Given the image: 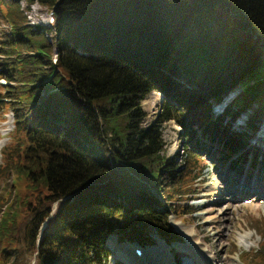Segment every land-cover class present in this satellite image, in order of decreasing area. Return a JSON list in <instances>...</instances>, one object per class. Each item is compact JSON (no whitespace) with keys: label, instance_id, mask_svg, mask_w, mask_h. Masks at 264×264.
Masks as SVG:
<instances>
[{"label":"trees","instance_id":"16d2710c","mask_svg":"<svg viewBox=\"0 0 264 264\" xmlns=\"http://www.w3.org/2000/svg\"><path fill=\"white\" fill-rule=\"evenodd\" d=\"M20 1L0 0L10 23L0 77L25 136L22 159L2 168L0 264L24 262L22 212L35 264H110V234L142 246L152 235L176 240L172 201L203 166L193 146L183 165L165 154L163 121L182 126L189 142L210 135L221 160L238 152L264 163V146L249 142L264 119V0H23L50 10L46 28L28 26ZM152 91L164 100L143 125L141 101ZM243 255L264 264L263 245Z\"/></svg>","mask_w":264,"mask_h":264},{"label":"rangeland","instance_id":"374dc122","mask_svg":"<svg viewBox=\"0 0 264 264\" xmlns=\"http://www.w3.org/2000/svg\"><path fill=\"white\" fill-rule=\"evenodd\" d=\"M19 9L25 16L28 26L42 25L46 28L52 24L50 10L37 2L27 5L22 0L19 2ZM5 10L7 8L0 5V46L6 45L5 41L1 40L6 38L10 32V23L2 15V11ZM227 21L230 26L234 25L228 18ZM47 37L50 38V35L48 34ZM53 55L56 53L53 52L52 57ZM2 60L0 49V64ZM52 61L55 62L53 58ZM55 70H58L57 66ZM259 72L264 75V66ZM11 82L14 84V81ZM7 83L5 78L0 77V184L5 178L2 168L12 167L13 162L18 164L22 159L20 151L25 143L24 131L14 127L11 111L13 104L7 100V93H5V89L8 88ZM240 93L241 87L238 86L227 95L225 100ZM141 108L146 113L142 124L145 125L154 121L159 111V92L152 91L146 94L141 101ZM212 108L214 115H217L221 112L222 106L215 104ZM244 117L245 114L234 121L233 127L235 129H240L244 123ZM263 124L264 119H262L259 127ZM259 127L249 138V142L264 146V131L259 130ZM161 130L166 155L175 158L178 165H183L186 148L193 146L201 156L199 165L203 166L200 175L191 182L187 179L180 182V189L185 188L187 195L176 196L172 201L173 208L168 221L178 237L176 240L167 243L162 238L152 235L150 236V243L142 246L126 240L121 241L116 238V235L110 234L105 241L108 250V262L110 264H127L117 256V249L114 244L116 242L122 244L120 252L129 258L134 254L132 248L139 246L141 251L146 254L145 257H141L143 260L139 264H159L154 259V256H158V249L159 251L162 249L165 256V259L164 257L160 258L161 263L189 264L196 262L193 257L194 250L197 252L195 245L204 249L205 253L211 256L213 263L218 260V263L224 264V261L229 260V264H245L243 261L244 252H254L260 245L264 246V191L261 194L256 193V190L264 188V163L252 162L250 157L241 159L238 152H234L227 159L221 160L219 158L223 155L221 143L216 140H209L210 135L206 137L199 131L196 139H192L190 142L186 141L185 136H182V126L172 119L163 121ZM258 135L259 137H257ZM238 165H242L240 171H238V167H232ZM188 170L191 174L198 172L196 167ZM14 174L12 170L9 175V182H11ZM252 177L256 178L258 188L234 198L233 191L230 189L233 188L236 192L237 185H247ZM18 188L20 193L25 190L23 183H19ZM8 193L9 189L3 190L5 197L8 196ZM191 195H194V198ZM191 197L193 199L189 200ZM26 217V212H22L20 228L16 237V245L20 250L18 259L24 260L23 264L25 262V264H35V251L27 246L22 236ZM160 241L164 245H161ZM125 246L129 249H124ZM159 246L161 247L159 248Z\"/></svg>","mask_w":264,"mask_h":264},{"label":"bare ground","instance_id":"6f19581e","mask_svg":"<svg viewBox=\"0 0 264 264\" xmlns=\"http://www.w3.org/2000/svg\"><path fill=\"white\" fill-rule=\"evenodd\" d=\"M241 166L238 165V166H234V167H238L237 169H238V171H240V169L242 168ZM239 177H237V178H239ZM246 178H247V176H246ZM256 184H257L256 178L255 177H252L247 182V185H245V186H242V185L240 186V184L237 185L236 186V192H235V190L233 188H231L230 190L233 191L232 192L233 193V197L234 198H237V197L241 196L244 193H248L251 190H255L256 188H258L256 186ZM263 191H264V188H260L259 190H256V193L261 194V193H263ZM114 244H115L116 249H117V256L120 257V258H122L124 260V262H126L127 264H132V263L133 264H139V263H142V260L143 259L141 257H145V255H146L144 253V251H141L140 257L138 255H136V254H133L132 257L129 258V257L125 256V254H123V253L120 252V248H121L122 244H118L116 242ZM160 244L161 245H164L162 241H160ZM160 247L161 246H159V248ZM194 247L197 250V252L195 250L193 252V257H194V259H196V262L189 263V264H220V263H218V260H216L215 263H213L211 256H209L207 253H205L206 251L204 249H202L201 247H198L197 245H195ZM123 248L124 249H129L126 246L123 247ZM140 250H142V249H140ZM157 253H158V256L159 257L158 256H154V259L157 260V263H159V264H165V263H161V261H160V258H162V257H164V259H165L163 250L161 249L159 251V249H158ZM213 253L215 254V252H213ZM126 259H127V261H126ZM197 260H198V262H197ZM167 264H169V263L167 262ZM224 264H229V260L224 261Z\"/></svg>","mask_w":264,"mask_h":264},{"label":"water","instance_id":"95a60500","mask_svg":"<svg viewBox=\"0 0 264 264\" xmlns=\"http://www.w3.org/2000/svg\"><path fill=\"white\" fill-rule=\"evenodd\" d=\"M163 100H164V96H163L162 93L159 92V107L161 106ZM225 101H227V100H224L223 103L218 104V105H220V106H224ZM218 107H219V106H218ZM42 227H43V226H42ZM135 244H136V243H135ZM138 245H140V244H138ZM140 249H141V248H140L139 246H134V247L132 248V251H134V254L138 255L137 253H138V251H141ZM138 256H140V255H138Z\"/></svg>","mask_w":264,"mask_h":264}]
</instances>
